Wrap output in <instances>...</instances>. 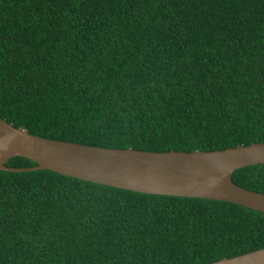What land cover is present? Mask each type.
I'll use <instances>...</instances> for the list:
<instances>
[{
    "label": "trees",
    "instance_id": "1",
    "mask_svg": "<svg viewBox=\"0 0 264 264\" xmlns=\"http://www.w3.org/2000/svg\"><path fill=\"white\" fill-rule=\"evenodd\" d=\"M0 117L104 148L264 142V0H0ZM233 181L264 193V164ZM262 248L264 213L235 203L0 170V264H207Z\"/></svg>",
    "mask_w": 264,
    "mask_h": 264
},
{
    "label": "water",
    "instance_id": "2",
    "mask_svg": "<svg viewBox=\"0 0 264 264\" xmlns=\"http://www.w3.org/2000/svg\"><path fill=\"white\" fill-rule=\"evenodd\" d=\"M17 156L37 166H7ZM262 164L264 142L193 152L104 148L32 135L0 117V170H51L115 188L231 202L264 213V193L233 181L235 171ZM207 264H264V248Z\"/></svg>",
    "mask_w": 264,
    "mask_h": 264
}]
</instances>
